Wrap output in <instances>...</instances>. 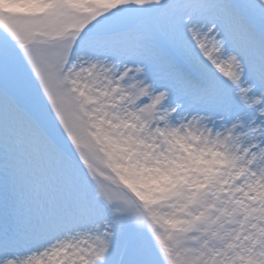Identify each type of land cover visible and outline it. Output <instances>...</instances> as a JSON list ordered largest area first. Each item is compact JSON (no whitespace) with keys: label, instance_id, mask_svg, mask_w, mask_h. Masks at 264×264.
I'll return each instance as SVG.
<instances>
[{"label":"snow or ice","instance_id":"snow-or-ice-1","mask_svg":"<svg viewBox=\"0 0 264 264\" xmlns=\"http://www.w3.org/2000/svg\"><path fill=\"white\" fill-rule=\"evenodd\" d=\"M0 264H264V0H0Z\"/></svg>","mask_w":264,"mask_h":264}]
</instances>
